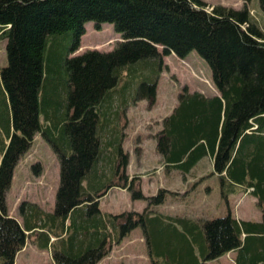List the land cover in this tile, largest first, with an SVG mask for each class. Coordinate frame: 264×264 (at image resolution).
<instances>
[{
	"label": "trees",
	"instance_id": "obj_1",
	"mask_svg": "<svg viewBox=\"0 0 264 264\" xmlns=\"http://www.w3.org/2000/svg\"><path fill=\"white\" fill-rule=\"evenodd\" d=\"M244 1L240 9L219 4L209 10L204 0H0L7 55L0 66L7 117L4 122L0 114V126L8 141L0 161V264H15L31 233L44 238L39 247L50 245L55 264H97L138 226L152 264H203L230 250H237L235 264H264V31L249 10L251 0ZM88 21L96 29L113 24L123 40L109 51L70 56L81 47ZM68 34L72 43L63 50L59 38ZM192 51L209 64L218 93L181 88L155 133L161 165L187 174L211 157L223 195L251 189L260 221L230 210L212 218L156 211L177 192L160 188L145 195L141 176L126 172L129 155L117 123L126 98L119 82L142 71L138 65L156 63L161 70L164 55L184 58ZM62 68L65 81L54 80L52 73ZM156 89L145 74L136 98L154 103ZM113 94L119 96L116 111ZM38 132L58 153L60 181L53 210L22 201L20 222L10 215L6 194ZM114 186L147 200V207L103 211L100 198Z\"/></svg>",
	"mask_w": 264,
	"mask_h": 264
},
{
	"label": "rangeland",
	"instance_id": "obj_2",
	"mask_svg": "<svg viewBox=\"0 0 264 264\" xmlns=\"http://www.w3.org/2000/svg\"><path fill=\"white\" fill-rule=\"evenodd\" d=\"M207 8L212 9L215 5H225L227 7L242 8L244 0H204ZM251 13H254L257 22L264 31V8L260 6V0H251L248 3ZM86 24V33L82 35L81 47L70 56L82 53L88 48H97L99 50H111L118 41L123 40L120 32L116 31L113 24L105 22L102 29H96L93 21ZM72 34L64 35L59 38L60 45L65 50L72 43ZM5 39L0 38V66L7 64V55L5 50ZM109 48V49H108ZM159 49L162 47L159 46ZM50 51V50H49ZM49 58V52H46V60ZM163 68L159 70V65L154 63H143L136 66L140 71L128 77L126 70H123L125 80H121L117 86L119 93L125 91L126 102L120 110L117 118L119 132L123 134L121 144L129 155V164L126 168L128 175H140L142 190L145 195H152L158 192L160 188L176 190L177 194H167L163 203L154 206L156 211L163 213H179L181 216L189 212L187 208L192 204H204L209 207L214 205L220 212L218 215H224L229 209L233 213L236 210H244L250 218H262V213L257 205L255 197L250 194L244 195V191L233 193L228 202L227 196L220 192L221 180L219 177H213V164L208 157L201 160L187 174L175 169L168 173L161 165L160 156L156 149L155 133L162 127V119L172 110L173 105L178 99V94L184 85H188L191 90H198L206 94L218 93L212 81V71L205 59L198 52L192 51L184 58L177 57L171 53L163 56ZM158 65V67H157ZM157 70V71H156ZM156 71V72H155ZM158 72V76L156 73ZM148 74L150 81H157L156 101L151 103L147 98H136V89ZM51 77L54 80L58 78L64 82L67 77V71L63 68L57 73L53 72ZM148 80V78H147ZM149 81V80H148ZM1 86V85H0ZM2 102L0 105V114L5 122L7 117V108L3 101V94L0 89ZM118 95L113 94V110L118 107ZM119 110V109H118ZM2 131L3 138H0V161L2 155L3 139L7 141V135ZM204 174V176L195 175ZM60 181V162L57 151L52 144L43 135L36 133L31 146L21 156L14 168L12 183L7 190L6 203L9 212L14 216L21 215L20 203L25 200L37 201L42 204L45 210L52 211L55 203V195ZM210 185L211 190L207 187ZM244 195V196H243ZM237 203V206H235ZM148 205L147 200L133 199L129 191H120L115 189L110 191L103 200V208L110 212H122L126 210H136L142 212ZM131 238H138L132 244L135 251L133 257L138 256V260H132L131 263H125L117 260L116 257H110L101 264H152L146 262L141 256L145 257L146 250L137 245L148 247L145 239V233L141 226L136 227ZM144 237V243L139 240ZM130 238V239H131ZM117 246V245H115ZM120 257V254H118ZM232 255L224 254L203 264H233ZM21 264H54L48 251L22 253ZM162 264V263H160Z\"/></svg>",
	"mask_w": 264,
	"mask_h": 264
},
{
	"label": "crops",
	"instance_id": "obj_3",
	"mask_svg": "<svg viewBox=\"0 0 264 264\" xmlns=\"http://www.w3.org/2000/svg\"><path fill=\"white\" fill-rule=\"evenodd\" d=\"M171 111H169V113H170ZM206 157H208L209 158V160L211 161V163H212V159H211V157H209V156H206ZM205 158V157H204ZM203 158V159H204ZM203 159H201V160H203ZM200 160V161H201ZM213 164V163H212ZM198 176H204V174H199V175H195V177L194 178H197ZM212 176L213 177H219L220 178V175L219 174H212ZM208 188H209V190H211V187H210V185H208L207 186ZM115 189H120V191H126V189H123V188H120V187H112L108 192H107V194L110 192V191H112V190H115ZM239 190V189H238ZM241 190H244V195H246V194H250V195H252L253 197H255L253 194H251L249 191H247L246 189H241ZM240 190V191H241ZM220 192H221V194H223L222 193V189H221V187H220ZM237 192H239V191H235V192H232V193H229L228 194V196H227V198H228V202L230 201V199H229V197L233 194V193H237ZM106 194V195H107ZM106 195H104L103 197H101V199H100V205H101V207H102V209L103 210H105L104 208H103V200H104V198H105V196ZM243 195V196H244ZM255 200H257L256 199V197H255ZM192 204V206L191 207H189V208H187L189 211H186V212H189L188 214H186V215H188V216H193V217H206V218H212V217H215V216H218V214H219V210L218 209H216L215 208V206L214 205H210L209 207H207V206H205L204 204H196V202H194V203H191ZM236 206V205H235ZM105 211H107V210H105ZM174 214H179V213H174ZM235 215L238 217V218H241V219H246V220H250V219H254V218H250L248 215H247V213H246V211H244V210H236L235 211ZM17 218L19 219V220H21V217L20 216H17ZM255 220H261V218H259V219H255ZM136 229V228H135ZM133 230L125 239H124V241L120 244V245H117V246H114L113 247V249H112V251L110 252V254L108 255V256H106L105 258H103L98 264H101L104 260H106V259H109L110 257H116L117 256V260H122L123 262H125V263H131V261L132 260H135V259H137L138 260V256H134L133 257V255H134V250H133V248H132V244H129V243H133L134 244V242L135 241H133V240H136L137 238H138V236H139V234L134 238V239H132L131 238V236H132V233H134V231H136V230ZM29 232H31V230L30 231H27V233H29ZM31 237H29V238H27V240H26V244H25V246H24V248L23 249H21L18 253H17V255H16V262H15V264H21L22 263V253H25L26 251H32V252H41L42 251V253L44 252V251H48V253L50 254V245L48 244V247H39L38 246V243H44V238H39L38 236H35V235H33V233H31V235H30ZM131 238V239H130ZM52 239H54V237H52ZM139 240L141 241V242H143L144 243V238H143V236L141 235L140 237H139ZM137 247H141V248H143L144 247V249L146 250V254H145V257H140L141 258V260L143 259L144 261H150V254H149V248L147 247H145L144 245H137ZM230 253V255L231 254H233L232 256L233 257H235L236 256V253H237V250H232V251H230L229 252ZM118 254H120V257H119V255Z\"/></svg>",
	"mask_w": 264,
	"mask_h": 264
},
{
	"label": "bare ground",
	"instance_id": "obj_4",
	"mask_svg": "<svg viewBox=\"0 0 264 264\" xmlns=\"http://www.w3.org/2000/svg\"><path fill=\"white\" fill-rule=\"evenodd\" d=\"M109 49V48H108Z\"/></svg>",
	"mask_w": 264,
	"mask_h": 264
}]
</instances>
